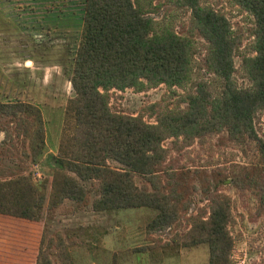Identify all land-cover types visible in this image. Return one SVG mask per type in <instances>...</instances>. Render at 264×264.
<instances>
[{"label":"rangeland","instance_id":"374dc122","mask_svg":"<svg viewBox=\"0 0 264 264\" xmlns=\"http://www.w3.org/2000/svg\"><path fill=\"white\" fill-rule=\"evenodd\" d=\"M84 2L0 0V103H13L0 108V264H36L43 236L54 264H209L207 244L183 245L193 219L208 217L217 195L230 199L231 264H264V155L257 141L234 139L228 130L164 140L168 155L159 175L185 196L179 218L164 228L149 232L158 213L149 207L97 212L66 201L47 213L53 158L71 125L66 108L75 95L71 77ZM140 2L159 31L167 26L194 40L190 75L183 86L112 89V111L157 123L168 108L186 107L199 84L221 94V80L206 69L208 43L192 30L191 9L182 0ZM200 3L231 22L241 41L233 77L238 87L251 86L244 61L256 53L254 16L233 0ZM254 125L264 140V109Z\"/></svg>","mask_w":264,"mask_h":264},{"label":"trees","instance_id":"16d2710c","mask_svg":"<svg viewBox=\"0 0 264 264\" xmlns=\"http://www.w3.org/2000/svg\"><path fill=\"white\" fill-rule=\"evenodd\" d=\"M233 1L255 19L256 53L244 61L251 86L238 87L234 80L241 41L228 18L200 0H182L192 11V30L208 43L206 69L221 80L222 92L207 82L199 84L187 95L186 107L168 108L157 123H148L143 116L112 111L110 91L161 83L183 86L191 71L194 40L167 26L159 31L140 0H85L71 77L75 95L66 108L71 125L53 158L47 213L66 201L91 204L97 212L149 207L158 211L149 224L154 232L175 222L185 203L179 185L171 181L167 187L159 175L168 155L164 140L228 130L234 139L257 141L264 155V140L254 125L257 112L264 109V0ZM11 104L0 103V108ZM34 109L43 126L41 109ZM138 175L144 185L137 183ZM231 216L229 197H213L208 217L193 219L183 246L207 244L209 264H231ZM44 241L43 236L36 264H54Z\"/></svg>","mask_w":264,"mask_h":264},{"label":"crops","instance_id":"0c3cea01","mask_svg":"<svg viewBox=\"0 0 264 264\" xmlns=\"http://www.w3.org/2000/svg\"><path fill=\"white\" fill-rule=\"evenodd\" d=\"M0 10H2L1 8H0ZM5 14V13H4Z\"/></svg>","mask_w":264,"mask_h":264}]
</instances>
